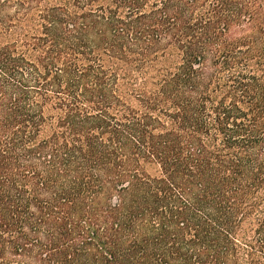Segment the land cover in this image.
<instances>
[{
	"label": "trees",
	"instance_id": "trees-1",
	"mask_svg": "<svg viewBox=\"0 0 264 264\" xmlns=\"http://www.w3.org/2000/svg\"><path fill=\"white\" fill-rule=\"evenodd\" d=\"M0 264H264V0H0Z\"/></svg>",
	"mask_w": 264,
	"mask_h": 264
}]
</instances>
